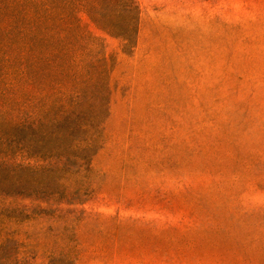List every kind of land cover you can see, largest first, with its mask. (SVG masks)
Returning a JSON list of instances; mask_svg holds the SVG:
<instances>
[{
    "label": "rangeland",
    "instance_id": "rangeland-1",
    "mask_svg": "<svg viewBox=\"0 0 264 264\" xmlns=\"http://www.w3.org/2000/svg\"><path fill=\"white\" fill-rule=\"evenodd\" d=\"M132 1L129 48L79 14L112 65L90 167L7 229L35 264H264V0Z\"/></svg>",
    "mask_w": 264,
    "mask_h": 264
},
{
    "label": "trees",
    "instance_id": "trees-1",
    "mask_svg": "<svg viewBox=\"0 0 264 264\" xmlns=\"http://www.w3.org/2000/svg\"><path fill=\"white\" fill-rule=\"evenodd\" d=\"M79 14L133 46L132 0H0V126L11 132L0 137V264H35L7 225L58 212L65 187L53 178L88 169L97 150L112 65ZM93 104L102 118L87 116Z\"/></svg>",
    "mask_w": 264,
    "mask_h": 264
}]
</instances>
